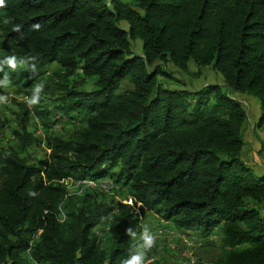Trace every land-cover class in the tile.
Here are the masks:
<instances>
[{"label":"trees","instance_id":"trees-1","mask_svg":"<svg viewBox=\"0 0 264 264\" xmlns=\"http://www.w3.org/2000/svg\"><path fill=\"white\" fill-rule=\"evenodd\" d=\"M4 3L0 61L36 59L15 71L5 65L0 79L7 73L27 97L43 82L59 116L84 122L67 137L46 134L48 154L32 162L39 140L25 108L15 146L0 147V264H120L136 245L125 230L138 234L148 214L183 235L205 238L222 226L219 258L192 264H264V167L257 174L244 158L248 117L238 98L256 100L255 128H264V0ZM168 63L183 72L211 67L222 82L193 93L168 88L159 81ZM35 114L52 120L49 109ZM105 177L128 188L132 206L65 184ZM104 219L102 243L93 229Z\"/></svg>","mask_w":264,"mask_h":264},{"label":"rangeland","instance_id":"rangeland-1","mask_svg":"<svg viewBox=\"0 0 264 264\" xmlns=\"http://www.w3.org/2000/svg\"><path fill=\"white\" fill-rule=\"evenodd\" d=\"M120 26L123 29H127L128 27L126 22H122ZM133 51L136 54H140L139 43L136 42V46H133ZM164 66L167 76L164 78H159V81L171 89H185L193 93L200 90L204 86L221 84L222 82L221 76L214 72L211 67L197 68L193 64H190L188 72H183L169 63ZM55 68L56 64H51L45 69L46 73L50 74V72ZM81 85L86 89L92 88L91 81H83ZM126 86L127 84L124 83L119 89L115 91V94L121 92ZM0 96L7 97L6 102L0 103V147L7 148L9 146H15L16 141L12 138L13 131L17 129L23 112L25 108H27L30 110V114L28 116V130L34 135V137L37 138V140H39V144L33 145L28 150L27 155L30 156L32 162H35L34 159H44L47 156L48 151H46L44 144L40 143V141L42 142L44 140L46 134L53 133L60 137H67L74 129L80 127L84 122V116L82 114L80 115L72 113L70 114L69 118L59 116V113H56L54 110L57 102H55L54 97L49 95L42 96L38 105L33 107L28 106L25 101V97L27 96L23 93H17L16 86L12 82L7 88H0ZM238 98L248 117V125L244 133V158L250 164V166L252 165L251 168L255 173L261 174L259 167H264V155L261 154L263 147H260L258 151L251 149V139L253 134H255L260 140L261 138L259 134L261 133L264 135V128H255L258 116L260 115L259 105L256 100H252L249 97L238 96ZM35 108L40 110L49 109L52 113V120H50L51 122H48L45 125V123L36 116ZM261 141L264 143V140ZM117 169L118 168H115L114 170ZM103 180H106L111 186H105L103 188L96 189L90 187L91 183H99ZM65 184L67 185V188L71 190L79 189L80 191L83 190V188L94 189L90 191L89 194L95 197L97 200H114L123 204L131 206L133 205L132 201L128 199V188L123 184H115L114 181L108 177L96 181H91L88 179L80 183L65 181ZM259 209L261 213L264 214V206L259 207ZM135 211H137L136 208ZM143 225H147L150 229L154 227L157 228L158 226L165 227V229H159L160 233L156 234V245L161 247L160 250H158L159 252L157 251L159 256H157V252L154 250L156 245L151 249V251L148 252V255L151 253L156 259H167L165 262L168 264H192L197 261L211 263L215 262L222 253V232L220 230L222 226H219L212 232L211 235L204 238L201 237L202 234L198 232L191 235L172 233V231L169 230L170 228H168L171 227L170 223L165 224L162 220L154 218L152 214H148L147 218L143 221L140 220V232L142 231ZM108 229L109 221L108 219H104L97 227L93 229V234L100 241H103L102 243H105ZM140 232L137 235H139ZM180 239L183 240L186 246L181 244ZM139 243L140 241L138 236L136 238V245Z\"/></svg>","mask_w":264,"mask_h":264},{"label":"clouds","instance_id":"clouds-1","mask_svg":"<svg viewBox=\"0 0 264 264\" xmlns=\"http://www.w3.org/2000/svg\"><path fill=\"white\" fill-rule=\"evenodd\" d=\"M5 7L4 0H0V8ZM10 20L5 19L4 23H9ZM34 30H39L40 25L35 24L32 26ZM13 31L19 33L21 32L20 25H14ZM35 57L25 56L23 58H18L15 55L6 56L2 61H0V72L4 71V66L6 65L12 71H15L18 67L28 66L27 61L35 60ZM29 70L32 73H36L37 68L36 64H32ZM11 84L10 78L7 73L4 74V78L0 79V88H7ZM45 84L43 82H37L33 85L31 89V96L25 97V101L28 106L33 107L40 103L42 98V93H44ZM7 97L0 96V103L6 102ZM125 235L136 239L137 233L136 231L129 227L125 230ZM157 240V236L155 233L151 231V229L147 225L142 226V231L139 234L140 243L134 245L133 248L129 250L128 256L120 261V264H152V260L148 259V252L155 246Z\"/></svg>","mask_w":264,"mask_h":264},{"label":"crops","instance_id":"crops-1","mask_svg":"<svg viewBox=\"0 0 264 264\" xmlns=\"http://www.w3.org/2000/svg\"><path fill=\"white\" fill-rule=\"evenodd\" d=\"M259 117V116H258ZM260 135V138H261V140H264V135H262L261 133L259 134ZM260 139H258V137L255 135V134H253V137H252V139H251V142H252V148L251 149H253L254 151L256 150V151H258L259 149H260V147H263V150H262V152H261V154L262 155H264V143H263V141H261ZM250 147H251V145H250ZM159 229H165V227H161V226H158L157 228L156 227H154V228H152L151 229V231L153 232V233H155V234H158V233H160L159 232ZM170 230V229H169ZM168 231V230H167ZM172 231V233H177V232H175V231H173V230H171ZM167 233H169V232H167ZM166 233V234H167ZM139 236V235H138ZM137 236V237H138ZM157 244V243H156ZM155 244V245H156ZM158 246V245H157ZM160 246H158L157 247V249L158 250H160Z\"/></svg>","mask_w":264,"mask_h":264},{"label":"built area","instance_id":"built-area-1","mask_svg":"<svg viewBox=\"0 0 264 264\" xmlns=\"http://www.w3.org/2000/svg\"><path fill=\"white\" fill-rule=\"evenodd\" d=\"M105 186H111L106 180H103L99 183H91L90 187H93L94 189L96 188H103Z\"/></svg>","mask_w":264,"mask_h":264},{"label":"bare ground","instance_id":"bare-ground-1","mask_svg":"<svg viewBox=\"0 0 264 264\" xmlns=\"http://www.w3.org/2000/svg\"><path fill=\"white\" fill-rule=\"evenodd\" d=\"M131 201V200H130Z\"/></svg>","mask_w":264,"mask_h":264}]
</instances>
